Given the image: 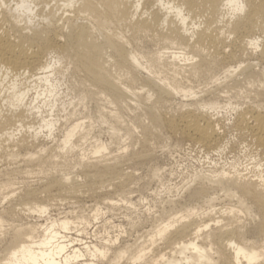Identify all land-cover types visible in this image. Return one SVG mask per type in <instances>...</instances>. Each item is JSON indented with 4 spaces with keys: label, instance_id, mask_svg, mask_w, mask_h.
Segmentation results:
<instances>
[{
    "label": "bare ground",
    "instance_id": "1",
    "mask_svg": "<svg viewBox=\"0 0 264 264\" xmlns=\"http://www.w3.org/2000/svg\"><path fill=\"white\" fill-rule=\"evenodd\" d=\"M137 2L2 0L1 157L16 161L20 157L18 149L25 150L22 160L27 165L56 168L58 163L51 160V147L35 151L27 136L16 140V131L25 127L37 137L42 129L47 128L52 134L58 124L64 125L67 130L61 146L76 148L74 138L84 123L77 120L76 111L70 112L65 120L56 114L59 82L55 83V77L60 69L56 60L47 61L49 52L69 47L74 48L77 57L74 74L81 73L85 81L87 79L99 89L84 87L83 92H87L84 98L95 99L102 94L110 96L115 103L136 97L139 104L146 106L154 124L168 126L206 148L218 145L219 133L210 116L189 112L178 123L160 110L166 100L180 93L184 96L192 93L183 86L184 81L213 76L215 70L233 63L248 42L259 46L253 35L260 32L264 36V0H246L247 13L237 16L228 27L234 35L230 43L220 35L218 25L213 27L219 19L220 6L216 0H139V9ZM238 3L239 0H226V9L236 13ZM201 17L204 18L199 26L195 24L190 28L193 21ZM60 21L63 23L57 27ZM57 35H63L67 43L57 40ZM229 46V51H225ZM226 71L232 73L230 69ZM15 75L23 76L25 80L19 82L14 79ZM139 81L146 84L137 87ZM260 82L264 83L263 80ZM154 94L158 100L148 105ZM118 105L123 108L124 104ZM215 108V105L209 106V109ZM99 114L102 120L109 122L113 139L119 138L121 129H126L127 134L130 131L119 111ZM241 119L244 125L250 124L243 116ZM36 124H39L37 128ZM142 128L152 132L148 125H142ZM249 128L257 142L264 146V117L261 114L254 116ZM83 139H87L86 134ZM106 145L97 141L95 150L103 151ZM119 166L115 164L111 169L118 171ZM250 171L255 174L231 176L222 171L217 176L202 173L196 178L201 189L191 196H206L209 188L216 187L224 191L227 198H237L236 203L224 209L223 217L214 221L219 228L212 229L214 224L203 220L213 211L217 212L216 208L203 210V215L197 207L188 208L181 214L176 212L168 220L158 221L133 243L116 237L96 243L84 242L82 247H76L75 242L81 240L62 234L72 223L67 217L54 219L46 225H14L13 208L3 209L0 211V264H264V246L261 249L257 246L258 241L264 239V174ZM19 172L22 171L13 169L0 173V194L11 188ZM31 172L27 170L28 175ZM153 172L154 176L160 174L159 168ZM55 180L63 187H70L74 182L63 183L60 174ZM10 193L14 194L15 190ZM27 196L36 199L33 193ZM214 199L213 196L205 198L210 204ZM109 204L112 207L118 205L113 200ZM23 205L27 211L40 215L48 210L46 205L38 202ZM242 217L248 218L249 222L232 226L233 219ZM6 225L9 227L4 228ZM208 230L210 232H206ZM249 234L257 235L260 240L248 238Z\"/></svg>",
    "mask_w": 264,
    "mask_h": 264
},
{
    "label": "rangeland",
    "instance_id": "2",
    "mask_svg": "<svg viewBox=\"0 0 264 264\" xmlns=\"http://www.w3.org/2000/svg\"><path fill=\"white\" fill-rule=\"evenodd\" d=\"M226 11L229 15L236 14L233 9ZM203 18L193 21L190 28L195 24L199 26ZM225 24L227 25L228 21H225ZM227 32L231 34L228 28ZM231 35V40L225 36L228 43L234 39V35ZM253 36L258 38L263 35L256 32ZM230 48L229 46L228 49ZM54 60L55 58L53 62ZM239 64H243V67ZM249 64L252 67H248ZM59 69L55 77V83L59 82L60 86H57L56 114L65 120L70 112L76 111L77 120L84 123L81 132L74 138L75 150L79 151L82 146L92 148L97 141H101L106 144L111 142L112 151H117L123 136L127 135L126 129H121L119 138L113 139L109 122L102 120L99 112L119 111L127 126L136 124L142 128V125H148L152 132L142 128V136H134L131 141L138 147L127 157H114V163L77 169L72 186L63 187L55 179L64 168H70L72 165H65V162L57 159L54 152L56 147L61 145L67 127L58 124L52 134L45 128L37 137L33 136L32 130L27 127L17 130L16 140L27 136L35 151L51 147V160L57 161L58 165L56 168L50 165L43 168L34 164L27 165L22 160L26 154L25 150L18 149L20 157L16 161L6 160L0 154L1 174L13 169L22 171L15 175L11 188L0 194V211L13 208L16 214L14 225H46L54 219L67 217L72 223L70 229L62 231V234L81 240L82 242H75L76 247L84 242L96 243L102 239L116 237H119L120 241L133 243L156 226L158 221L168 220L176 215V212L181 214L188 208L197 207L200 214L210 207L216 208L219 212L213 211L203 219L206 223L214 224L215 220L223 217L224 209L236 203L237 198H227L225 192L216 187L209 188L206 196H191L195 190L201 189V183L196 182L200 174L210 173L217 176L225 171L231 176L237 173L254 175L255 172L251 173L250 170L264 174V146L257 142L249 128L254 116L261 114L264 117V83L260 82L264 81V51L253 54L247 44L244 45L238 58L227 67L215 70L216 75L212 76L211 80L209 76L202 80L184 81L183 86L192 93L188 96L180 93L166 100L161 108L162 113L181 123L182 117L189 112L201 113L186 104L182 106L181 101L199 99L197 102L187 103H202L201 111H207L210 105H215V109H209L207 112L214 113L216 117L222 114L223 116L214 120L219 133V142L214 148H206L184 138L168 126L154 124L146 106L139 104L136 97L120 99L115 103H112L110 96L102 94H98L95 99L84 98L87 94L83 92L84 87L88 90L99 89L87 79L85 81L81 73L74 74V69L71 72H65L61 67ZM226 69H230L232 73L229 74ZM14 79L19 82L25 80L20 75H15ZM221 83L225 85L219 86ZM145 84L146 82L139 81L136 86ZM149 100L148 105L154 104L158 96L154 94ZM120 103L124 104L123 108H119ZM242 116L250 124L244 125L241 122ZM145 118L147 124L142 123ZM38 126L39 124H36V128ZM84 134L87 136L86 140H82ZM78 155V152L73 154ZM71 159L72 157H69V161ZM115 164L120 166L117 167L118 171L114 172L111 168ZM156 168H159L160 174L154 176L153 171ZM27 170L32 171L30 175ZM76 176L81 179L77 180ZM10 190H15V193L8 194ZM28 193H33L36 199L27 196ZM208 196L215 197L211 204L205 200ZM31 197L33 198L30 199ZM112 200L118 205L110 206ZM25 202H38L46 205L48 210L43 215L29 212L23 205ZM241 219H233L232 226H241L244 221L245 224L249 222L246 217ZM8 227L9 225H6L4 228ZM211 227L219 228L216 224ZM248 238L260 240L253 234H249ZM257 246L263 248L264 239L261 238Z\"/></svg>",
    "mask_w": 264,
    "mask_h": 264
},
{
    "label": "clouds",
    "instance_id": "3",
    "mask_svg": "<svg viewBox=\"0 0 264 264\" xmlns=\"http://www.w3.org/2000/svg\"><path fill=\"white\" fill-rule=\"evenodd\" d=\"M216 2L219 4V19L216 22V25H213V27L219 25L221 26V31L220 35L227 36L229 40L233 38L231 34L227 32V28L230 26V23L232 20H235L237 16H243L247 13V3L246 0H239V3L237 5V12L235 15H229L228 12L226 11V0H216ZM0 5H2V0H0ZM139 0L137 2V9H139ZM65 7H71V5H65ZM65 15H68V13H65ZM147 15V13H145ZM225 21H229V24H225ZM63 21H60L56 26L59 27L60 24H62ZM202 27V25H201ZM57 40H59L61 43H67L65 40V37L63 35H57ZM195 39V36L193 37ZM253 40H258L259 46L258 47H253L250 46L249 42L247 43V46L249 50L253 53L256 54L257 52L264 51V36L254 38ZM225 51H229V49H225ZM55 58V60L58 62V66L63 68L65 72H71L75 65H76V52L74 48L69 47L68 49L64 48H57L56 51L54 52H49L47 56V61L48 63L51 62ZM241 67H243V64H239ZM216 75V74H215ZM213 75V76H215ZM212 79V76L210 77L209 80ZM225 83H221L219 86H223ZM209 87L212 88L211 84H209ZM199 91V90H197ZM224 94V93H223ZM155 99V98H154ZM192 101V102H197L199 99H190L187 101H181V105H187L188 107H193L197 111L206 114L211 117V119L215 120L217 118H220L223 116V114L220 117H216V115L209 114L207 111H201L200 105L202 103H193L192 105H189L187 102ZM231 122V121H229ZM143 124H147L148 121L147 119H143L142 121ZM134 136H142V128L138 127L136 124L132 125L130 127V131L128 132L127 135L123 136V139L120 141V144L117 148V151L113 152L112 148L113 145L112 143H108L103 151L97 152L95 150L96 146L94 145L92 148H87L82 146L79 151L67 147V146H57L56 150L54 152V155L57 157V159L69 163L72 165L70 168H64L60 172V177L62 178L63 183H68L69 181L72 182L74 178V173L76 172L77 169H83L85 167L89 166H94V165H104L106 163H114V157H127L130 152L134 150L135 147H138V145H133L131 143L132 139ZM64 142H61L63 144ZM79 153L78 156H73L74 153ZM69 157H72V159L69 161ZM77 180L81 179V177L76 176L75 177Z\"/></svg>",
    "mask_w": 264,
    "mask_h": 264
}]
</instances>
